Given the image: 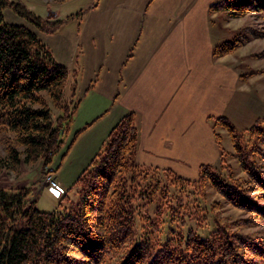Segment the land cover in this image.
<instances>
[{
	"label": "trees",
	"instance_id": "trees-1",
	"mask_svg": "<svg viewBox=\"0 0 264 264\" xmlns=\"http://www.w3.org/2000/svg\"><path fill=\"white\" fill-rule=\"evenodd\" d=\"M7 7L47 33H55L63 20L38 16L20 1L0 0V129L12 134L6 163L3 159L1 163L16 167L22 160L41 159L47 173L63 146V137L71 132L80 99L74 98L75 92L65 98L69 68L56 60L33 29L8 22L3 12ZM225 11L234 16L255 12L264 18V0H220L210 6V12ZM83 14L80 10L66 20ZM236 45L224 41L213 55L226 54ZM100 117L75 131L64 156ZM215 126L228 131L246 179L235 177L232 166L224 165L218 132L215 136L226 175L207 163L200 164L196 177L190 178L171 167L139 162V126L135 113L128 112L76 179L80 187L76 204L41 211L34 204L27 207L30 187H0V264H264L261 237L221 224L210 234H201L186 220L197 217L199 205L191 200L190 208L172 190L193 185L205 195L210 184L230 204L264 220V117L244 133L227 116L216 117ZM66 198L67 194L62 200ZM164 215L188 230L174 233L169 227L171 237L162 241L157 234L165 223ZM20 220L25 226L18 229ZM251 222L239 219L232 225Z\"/></svg>",
	"mask_w": 264,
	"mask_h": 264
},
{
	"label": "crops",
	"instance_id": "crops-1",
	"mask_svg": "<svg viewBox=\"0 0 264 264\" xmlns=\"http://www.w3.org/2000/svg\"><path fill=\"white\" fill-rule=\"evenodd\" d=\"M98 3L87 10L82 35L88 42L92 37L96 44V37L100 40L108 31L111 43L109 47L101 42L99 47H84L89 52L85 59L87 75H93L99 64V75L105 72L97 85L85 88L75 115L74 121H79L75 131L101 116L84 132L95 134V138L88 135L93 145L109 135L122 116L134 112L139 126L138 161L171 167L195 178L200 164H216L219 160L208 118L225 115L223 109L229 101L221 62L213 61V46L208 39V14L213 0ZM96 57L107 63H96ZM225 67L228 68L226 64ZM217 74L222 79L216 78ZM91 82L92 78L88 84ZM117 95L113 105L110 101ZM87 99L91 102L83 109ZM92 110L96 111L90 113ZM203 145L204 154H196L195 148ZM64 165L57 174L60 184V177L65 178ZM83 169L75 173L79 176Z\"/></svg>",
	"mask_w": 264,
	"mask_h": 264
},
{
	"label": "rangeland",
	"instance_id": "rangeland-1",
	"mask_svg": "<svg viewBox=\"0 0 264 264\" xmlns=\"http://www.w3.org/2000/svg\"><path fill=\"white\" fill-rule=\"evenodd\" d=\"M20 1L28 6L36 15L50 20H63V24L55 33H47L40 29H37L26 18L19 16L15 10L11 7L4 9V16L8 22L15 24H24L33 29L40 38L53 47V52L56 60L59 63L64 64L70 70L71 76L67 87L65 89L64 96L67 99L72 98V93L75 92V99H82L84 97V90L87 86H95L103 78L105 70L102 74L100 72V64L93 75L90 77L87 75L85 68V59H88L89 52L84 47H92L95 43L90 37L88 42L87 38H83L82 28L84 25L86 12L93 4L94 7L99 6L98 0H10ZM220 0H213V3ZM98 3V4H97ZM211 6V5H210ZM80 10H84L82 18L76 16L72 19L66 20L68 16L77 14ZM207 32L209 34L208 39L213 50L219 44L224 41L237 42L234 48L228 53L215 57L213 55V61L221 62V76L223 80L228 83L227 91L229 101L226 103L221 116H227L235 124L237 129L244 133L258 118L264 117V18L255 12H247L244 14H238L236 16L231 15L227 11L208 14ZM100 36V40L97 39L95 47H99V43L106 44L105 47H109L111 43L108 31ZM87 35V34H86ZM60 47V48H58ZM61 47H65L62 49ZM100 51L97 49L95 54L98 55ZM110 54V52L108 51ZM72 56V57H71ZM108 58V56H107ZM63 61V62H62ZM96 63L104 62L106 60L95 58ZM225 64L228 68L225 67ZM77 73L74 76V73ZM217 73H220L219 66ZM218 74L215 75L218 78ZM90 78L92 82L88 84ZM218 78V79H222ZM76 84L73 89L72 85ZM102 85V84H101ZM233 90V92H232ZM232 92V93H231ZM226 93V92H225ZM232 95H231V94ZM47 98L49 94L45 93ZM116 99L114 97L113 101ZM91 102L87 99L84 103L83 109ZM116 103V102H114ZM113 103V105H114ZM111 104V103H109ZM52 105V104H51ZM110 105H107V108ZM112 106V105H111ZM112 108V107H111ZM53 112L56 114L58 110L52 105ZM103 108L102 110H105ZM110 110V109H107ZM84 111V110H83ZM96 110L89 111L93 113ZM219 116H211L208 118L210 127L213 131L214 142L217 145L215 132L220 135V141L224 148L223 153L225 157V163L230 164L235 172V177L240 179H246V174L242 171L240 164L234 156V149L232 146L231 138L228 131L220 126L213 124L215 118ZM101 118V117H100ZM76 119V116H75ZM76 121V120H75ZM73 122L71 132L63 137V146L61 150L54 156V160L51 165L47 166V173L44 172L42 160H36L34 162H22L18 166L7 165L6 157L8 154V141L12 137V134L0 129V187H4L11 190H17L24 186L31 188L30 195L26 198L27 207L31 204L41 211H53L55 209L63 210L76 204L80 198V187L76 184V177L79 173H75L77 170L85 168L88 165V161L91 156H95L103 147L107 136L98 139L96 143L91 145L92 141L88 138L90 135L85 134L86 130L80 135V138L71 147L66 156L64 153L68 150V146L75 133V127L78 122ZM91 127V126H90ZM89 135V136H88ZM95 138V134L91 135ZM199 144V140H197ZM206 145L205 143H203ZM200 146L195 148L196 154H204L206 148ZM218 148V145H217ZM90 150V151H89ZM216 164H212L217 170H220L221 174L226 175V169L222 168V157L220 156ZM23 158V157H22ZM65 161V165L63 164ZM88 162V163H87ZM64 165V179L60 177L61 184L55 190L50 188L54 186L48 180V174H54L57 178L59 169ZM56 168V171L54 170ZM177 194L182 195L184 201L189 203L191 208L192 202L195 201L199 205V214H196L195 218H187V223L190 227L195 228L203 235L210 234L211 231L217 229L219 225H227L229 230H238L251 237H261L264 240V220L256 215L247 213L232 204L217 192L210 184H207L205 195H202L197 190L196 186L185 185L178 186V188H172ZM182 190V191H181ZM181 191V193H178ZM184 191V193H183ZM67 194V198L62 200L63 196ZM62 204L60 205V202ZM165 223L161 229L159 235L162 241L171 237L169 227L174 229V233L188 230L182 227H177L175 222H169V217L164 215ZM162 217V219H163ZM251 219V224L247 225L241 223V225H232L234 221L239 219ZM25 226L23 220H20L17 224V228L20 229ZM141 233V229L139 228Z\"/></svg>",
	"mask_w": 264,
	"mask_h": 264
},
{
	"label": "built area",
	"instance_id": "built-area-1",
	"mask_svg": "<svg viewBox=\"0 0 264 264\" xmlns=\"http://www.w3.org/2000/svg\"><path fill=\"white\" fill-rule=\"evenodd\" d=\"M48 180L52 183L53 186H56V182L53 179V174L48 175Z\"/></svg>",
	"mask_w": 264,
	"mask_h": 264
}]
</instances>
